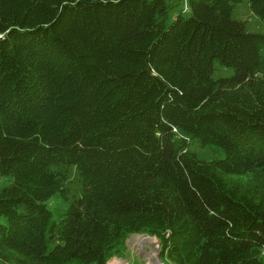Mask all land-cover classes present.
Here are the masks:
<instances>
[{"label": "trees", "instance_id": "obj_1", "mask_svg": "<svg viewBox=\"0 0 264 264\" xmlns=\"http://www.w3.org/2000/svg\"><path fill=\"white\" fill-rule=\"evenodd\" d=\"M239 1L0 0V264H106L131 233L264 264V32Z\"/></svg>", "mask_w": 264, "mask_h": 264}, {"label": "rangeland", "instance_id": "obj_2", "mask_svg": "<svg viewBox=\"0 0 264 264\" xmlns=\"http://www.w3.org/2000/svg\"><path fill=\"white\" fill-rule=\"evenodd\" d=\"M181 7V4L178 5V8ZM178 8L171 9L170 17L174 15V13L178 10ZM232 17L235 19H243L247 23V29L249 31L260 30L264 32V20L258 19L253 15V12L249 10L247 7L246 0H241L233 7ZM169 17V18H170ZM231 73V68L224 67L219 63L214 64V68L212 70V75L214 76H227ZM189 147L196 150L200 156H208L209 152H211L207 147L200 146L195 140H190ZM63 187L66 188V192L68 193L67 200L60 198L58 194H54L51 199H48L51 207V210L55 211V208L62 209L69 199L74 197H78L80 195V187H79V179L77 178L76 169L74 166H70L66 170L65 178H64ZM8 183L5 175H0V186ZM55 216V214H54ZM155 241L157 239L151 235H147L145 233L129 234L124 240V251L122 254H113L106 261V264H150L152 260V252L155 251L157 255V250L159 246H155ZM264 251V249H262ZM166 264L169 262L166 260Z\"/></svg>", "mask_w": 264, "mask_h": 264}, {"label": "built area", "instance_id": "obj_3", "mask_svg": "<svg viewBox=\"0 0 264 264\" xmlns=\"http://www.w3.org/2000/svg\"><path fill=\"white\" fill-rule=\"evenodd\" d=\"M155 246L157 247L159 244L157 243V241H155ZM152 260L150 261V264H166L164 261H162L161 258L158 257V255H156V252L153 251L152 252Z\"/></svg>", "mask_w": 264, "mask_h": 264}]
</instances>
